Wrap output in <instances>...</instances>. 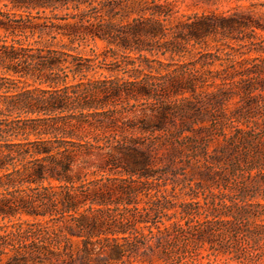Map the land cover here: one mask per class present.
Returning <instances> with one entry per match:
<instances>
[{
	"label": "clouds",
	"instance_id": "1",
	"mask_svg": "<svg viewBox=\"0 0 264 264\" xmlns=\"http://www.w3.org/2000/svg\"><path fill=\"white\" fill-rule=\"evenodd\" d=\"M110 2L29 0L31 6L20 13L23 17H43L42 23L49 25L64 23L75 27L66 33L44 29L30 33L21 24L13 41L19 38L32 50L17 61L21 75L12 77L5 63L0 62V160L4 157L9 160L0 168V200L18 195L35 198L57 194L46 181L31 183L26 179L38 150L47 147L50 154L60 160L57 170L63 179L57 188L88 191L95 187L89 183V178L107 179L109 174L102 173L101 169L110 156L114 162L122 161L125 153L135 148L144 153L146 162L149 145L141 147L144 141L154 142L158 137L167 138L179 132H183L182 139L188 137L190 133L183 130L187 125L181 124L190 119L187 101L207 103V88L216 92L213 99L217 104L242 103L230 100L233 93L223 86L216 89L212 82L217 78L225 79V69L254 46L256 55H264L261 50L264 48V0H121L118 9H114V4L109 7ZM12 11L11 0H0V14ZM133 21L146 22L144 29L136 28ZM93 25L103 26L100 39L85 31ZM7 38L8 33L0 28V44ZM230 44L235 45L236 51ZM209 47L219 50L220 61L199 58V52ZM37 48H55L67 55L61 58L63 63L55 60L53 66L42 68V61L34 58ZM80 56L90 58V63L78 65L74 58ZM206 63L215 71L209 72ZM180 79L185 80L183 86ZM97 88L111 95L104 100L87 99ZM170 88L179 93V101ZM25 90L30 94L18 95ZM113 97L119 99L113 100ZM85 120L92 128L77 132L73 126L78 127L77 121ZM21 122L34 131H22ZM116 123L119 129L106 133ZM140 129L145 132L155 129V135L145 136ZM33 139H45L48 143H34ZM7 145L16 147L6 151ZM9 176L11 179L7 178ZM181 188L182 198L192 195L186 184ZM257 200L264 204V199L257 197ZM84 207L86 212L92 209L95 213L114 214L116 205L92 197ZM26 232H35V235H26ZM49 235L40 226L25 229L20 217L13 226V221L0 216V237H3L0 253L11 255L27 242L34 245V250L28 252V264H64L65 254L59 247L65 242L64 237L57 241L56 251L60 256L52 258L43 251L45 237ZM161 235L147 237L145 247L133 253L132 264H139L140 255L145 253L150 259L154 253L148 252V248ZM132 236L129 233L127 238L132 239ZM101 246L97 245V252ZM227 250L229 264H264V237L244 238L243 247L235 243Z\"/></svg>",
	"mask_w": 264,
	"mask_h": 264
},
{
	"label": "trees",
	"instance_id": "2",
	"mask_svg": "<svg viewBox=\"0 0 264 264\" xmlns=\"http://www.w3.org/2000/svg\"><path fill=\"white\" fill-rule=\"evenodd\" d=\"M11 2L13 11L0 14L3 16L0 28L8 33L7 40L0 44V62L5 63L12 77H16L22 73L17 61L32 51L19 38L13 41L21 24L30 33L41 29L66 33L75 26L49 25L42 23L43 17H23L20 13L31 6L29 0ZM113 4L114 9H118L121 0H111L108 6ZM145 24L133 21L141 31ZM85 31L100 39L104 28L93 25ZM229 47L236 51L233 44ZM256 52L254 46L225 69V79L217 78L212 82L218 90L223 86L231 91L233 97L230 100L242 103L226 101L217 104L213 99L216 92L207 88V103L187 101L190 119L181 124L187 125L183 130L190 133L188 137L182 139L183 132H179L167 138L158 137L154 142L144 141L141 147L149 145L146 162L144 153L135 148L125 153L122 161L114 162L110 156L101 169L102 173L109 174L107 179L89 178V183L95 187L88 191L78 189L71 192L57 188L63 179L57 170L60 160L52 156L47 147L38 150L26 179L31 183L46 181L57 194L35 198L18 195L0 200V216L13 221V226L20 217L25 229L45 228L50 235L45 237L43 251L52 258L60 256L56 251L57 241L64 237L65 242L59 245L65 254L64 264H132L133 253L145 247L147 237L158 233L162 235L148 248V252L154 254L150 259L147 253L140 255L139 264H145V261L146 264H201V250L207 252L206 256L225 258L224 263L207 264H229L227 249L231 244L239 243L243 247L244 238L264 237V204L257 200V197L264 199V55H256ZM65 55L66 52L55 48H37L34 58L42 61L43 68L53 66L55 60L63 63L61 58ZM100 55H104L103 51ZM199 58L218 62L222 57L218 49H207L199 52ZM74 62L83 65L90 63V58L75 57ZM205 67L209 72L215 71L211 64L206 63ZM216 74L219 77V73ZM12 83H16L15 79ZM179 83L183 86L185 80L180 79ZM16 87L19 88L20 84ZM169 91L179 101V93L172 88ZM184 91L187 93L188 90L185 88ZM29 94L27 90L18 93L21 96ZM109 95L110 92L97 88L87 99L104 100ZM117 99L119 97H113V100ZM77 124L78 127L73 126L77 132L92 128L87 120L77 121ZM119 127L116 123L106 133L110 134ZM21 130L34 131L25 122H21ZM140 131L149 136L155 135L156 130ZM33 142L48 143L45 139H33ZM136 142L140 143L139 140ZM14 147L7 145L5 150L11 151ZM8 162V157H4L0 160V168ZM7 178L11 179L10 176ZM182 184L188 186L192 195L180 196ZM92 197L115 204L114 214L95 213L92 209L86 212L84 206ZM179 198L183 200L177 202ZM129 233L133 234L132 239L127 238ZM25 234L35 235V232ZM98 244H102L99 252L96 250ZM30 250H34V245L26 242L11 255L0 253V264H28Z\"/></svg>",
	"mask_w": 264,
	"mask_h": 264
},
{
	"label": "rangeland",
	"instance_id": "3",
	"mask_svg": "<svg viewBox=\"0 0 264 264\" xmlns=\"http://www.w3.org/2000/svg\"><path fill=\"white\" fill-rule=\"evenodd\" d=\"M235 46V45H234ZM208 49L210 50H214L213 48L209 47ZM169 189V187H167ZM183 200L182 198L177 199L178 201ZM207 252L201 250V257H199V262L201 264H207V263H224L225 262V258L221 257V256H206Z\"/></svg>",
	"mask_w": 264,
	"mask_h": 264
}]
</instances>
